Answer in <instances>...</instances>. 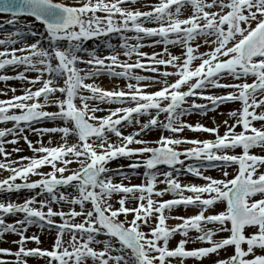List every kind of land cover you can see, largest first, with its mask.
Here are the masks:
<instances>
[{"label":"snow or ice","instance_id":"obj_1","mask_svg":"<svg viewBox=\"0 0 264 264\" xmlns=\"http://www.w3.org/2000/svg\"><path fill=\"white\" fill-rule=\"evenodd\" d=\"M0 14V244L15 246L0 264H264V0H0ZM230 103L220 124L187 120ZM193 232L207 246L186 248Z\"/></svg>","mask_w":264,"mask_h":264},{"label":"rangeland","instance_id":"obj_2","mask_svg":"<svg viewBox=\"0 0 264 264\" xmlns=\"http://www.w3.org/2000/svg\"><path fill=\"white\" fill-rule=\"evenodd\" d=\"M66 2L71 4V3L74 2V0H66ZM4 18H9V17H7L6 15H0V19H4ZM21 22L24 23L26 21L22 19ZM36 27H40V26L36 25ZM11 30H12L11 28H8L7 26H5V29L4 30H0V38H2L4 31H11ZM111 39L114 41L113 43H117L118 42V40H117V38L115 36H113ZM28 42L31 43L32 40L29 39ZM97 43H99V42L98 41H88V42H86V46L89 47V48H91V47H94ZM203 50L204 49H201V51H203ZM144 51L151 52L152 49L145 48ZM172 51H173L174 54H176V53H178L179 50L178 49H172ZM0 74H11V73L10 72L4 73V72L0 71ZM98 83H101V80H99ZM114 83H116V81ZM8 85L9 86H14V87H17V88L19 87V83L17 81H14V80L13 81H9L8 82ZM101 85H102V83H101ZM1 86L3 87L4 85L2 83H0V87ZM102 86L105 87L106 89H110L112 87V85H110V87H107L106 84H103ZM17 94H20L19 91L17 92ZM8 95L10 96L11 95V92H9ZM3 98H5V97L0 96V99H3ZM198 102H202V101H198ZM222 107H225V105L220 106V108L216 112L209 111L206 118L205 117H202L201 115H198V116H200V118H198V119H202V120H199L197 122H200V123L204 124L207 127H212L213 126V118H215V123L216 124H220V122L223 119H225L226 117L224 115H220L219 113H222V112L226 113L229 109L237 108V107H239V105L238 104H235V103H230V104L226 105L225 108L222 109ZM49 110H52V109H49ZM98 115H99V113H98ZM187 120L189 121L188 117H187ZM194 122L195 121H191L190 123H194ZM256 126L259 127V124H256ZM131 131H133V129L132 128H129V129L126 130L125 134H127V133H129ZM223 131H224V128H223V126H221V128H220L221 134L223 133ZM237 131H239V127L237 128ZM184 135H186L189 138H192L194 136H199V138H211V137L208 136V134L193 133V132H190V131L185 132ZM156 136H157V133H155V132H149V133H146L145 134L144 138L145 139H154V138H156ZM29 139L35 140L36 138L33 137V136H31V135H29ZM18 147H20L22 149V151L20 153H18L17 155H20V156H31V152L28 150L26 144L22 140L19 142ZM237 151H239V149ZM251 151L253 153H255V154L264 155V152L260 151L259 149H253ZM127 163H128V161H126L124 159H120L118 161L111 162L109 166L115 168V167L118 166V164H127ZM73 167H75V165H73ZM48 170H49L48 168L42 169V171H48ZM142 171L143 170H141V172ZM228 171H229V173L231 175L232 169L229 168ZM6 174L7 173L0 172V178H2ZM206 174L211 175V176H213L215 178H219L221 176V173L218 172V171H215V170H208L206 172ZM36 178H38V177H33V179H36ZM117 179H119V178H117ZM182 179H183L184 182L191 181V182L197 183V184L203 183V181L200 180L199 178H192L191 176H188L187 178H182ZM131 182L133 184H138V183L141 182V179H140V177L133 176ZM159 187H162V186H159ZM25 195H27V193L22 190L19 194H17V193L11 194L10 199L11 200H15L16 202H22V200L25 197ZM165 198L167 199V198H170V197L169 196H166ZM114 200H115V197H114ZM114 206H116V205H114ZM189 210H194V209H189ZM130 218L131 217H129V219ZM9 219H11V218H9ZM38 231L39 230L36 229V228H31L29 230V233L28 234L30 235V234H32L34 232H38ZM190 235L193 237V242L194 243L192 242V243L188 244L189 246H192V245H195V244L197 245V247L207 246L206 244H200V243H196L194 241V237L196 235L194 232L191 233ZM221 235L222 234H218V236L216 238H220ZM14 238L15 237H6V239H9V240L10 239H14ZM41 241L42 242H41L40 247L41 248H44V249H47V248L50 247V244L52 242V237H51L50 234L45 233L44 235L41 236ZM28 246L29 247H35L36 245L30 243ZM0 247H13L14 248L15 246L12 245L11 243H8V244H0ZM231 251H232L231 249H228V253L229 254L231 253ZM219 255H220L221 258H223L226 255V253L223 252V251H221ZM215 258L216 257L210 255L209 258L203 259L202 261H195L192 258H189L187 260H190L191 264H210L211 260H213ZM28 264H44V262L42 260H36V259H33V258H29Z\"/></svg>","mask_w":264,"mask_h":264},{"label":"bare ground","instance_id":"obj_3","mask_svg":"<svg viewBox=\"0 0 264 264\" xmlns=\"http://www.w3.org/2000/svg\"><path fill=\"white\" fill-rule=\"evenodd\" d=\"M112 42H114L113 40H112ZM102 78V79H101ZM100 78V80H101V83H102V85L103 84H106V86L107 87H110V85H113V83L115 82V81H110L108 78H106V77H101ZM100 83V84H101ZM2 87V86H1ZM226 107V106H225ZM225 107H222V109L223 108H225ZM190 117V116H189ZM189 117H188V119H189ZM204 119V118H203ZM199 120H202V119H198V117L197 118H194V119H189V121L191 122V121H195V122H197V121H199ZM194 122V123H195ZM181 211V210H180ZM195 210H188L187 211V213H184V214H188V215H190V214H192L193 212H194ZM177 221H175V220H169L167 223L169 224V225H173V224H175ZM180 237L177 235L176 237H174L171 241H170V247H172V246H174L175 245V243L178 241V239H179ZM194 241H195V237H194ZM194 243V242H193ZM190 244V243H189ZM194 247H197V245L195 244V245H192V246H189L188 244L186 245V248H188V249H192V248H194ZM206 263V262H205ZM185 264H191V262H190V260H186V262H185Z\"/></svg>","mask_w":264,"mask_h":264},{"label":"water","instance_id":"obj_4","mask_svg":"<svg viewBox=\"0 0 264 264\" xmlns=\"http://www.w3.org/2000/svg\"><path fill=\"white\" fill-rule=\"evenodd\" d=\"M2 15H6V14H2ZM31 19V18H30Z\"/></svg>","mask_w":264,"mask_h":264}]
</instances>
